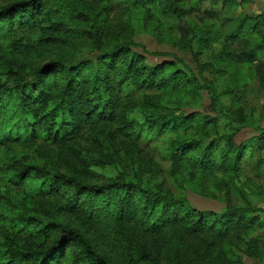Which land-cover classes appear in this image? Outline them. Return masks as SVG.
<instances>
[{
	"label": "trees",
	"instance_id": "1",
	"mask_svg": "<svg viewBox=\"0 0 264 264\" xmlns=\"http://www.w3.org/2000/svg\"><path fill=\"white\" fill-rule=\"evenodd\" d=\"M199 5L0 0V264H139L152 257L139 241L159 238L172 243L168 264H244L236 251L250 258L264 251V237L250 238L256 229L264 232V209L234 183L264 151V109L257 107L263 94L255 86L261 77L253 64L264 63V18L244 17L230 34L248 41L246 61L229 53L205 62L211 46L230 38L216 24L190 21ZM183 22L188 37L180 33ZM138 33L189 52L197 72L177 56L148 67ZM52 46L71 54L38 68L20 58ZM84 53L91 58L81 60ZM203 93L212 115L180 111ZM239 107L245 121L238 128L259 136L235 153ZM168 114L173 127L162 123ZM158 142L159 152L152 148ZM122 157L131 176L90 182L92 168L115 166ZM161 161L175 173L192 167L212 178L222 175L226 213L198 212L184 195L164 188L156 178ZM257 165L260 170L264 158ZM94 223L115 231L122 261L95 248L84 231ZM193 239L204 248L190 255L181 243Z\"/></svg>",
	"mask_w": 264,
	"mask_h": 264
},
{
	"label": "rangeland",
	"instance_id": "2",
	"mask_svg": "<svg viewBox=\"0 0 264 264\" xmlns=\"http://www.w3.org/2000/svg\"><path fill=\"white\" fill-rule=\"evenodd\" d=\"M190 6L196 2H200L198 13L191 17V22L197 23L200 26L207 27L216 24L222 30L225 29L229 40L217 41L208 50L209 58L205 57L204 61H210L211 57H225L227 54H232L233 58L238 63L246 61L248 56L246 51L248 50V41L246 39L235 41L230 37V34L236 31L239 23L244 17L255 18L259 15H263L264 18V0H186ZM8 1H5L7 3ZM217 27V28H218ZM189 26L187 22L180 24V33L183 36H189ZM160 33L165 34L166 30H161ZM223 33V32H222ZM202 38V37H201ZM203 37L201 40H204ZM136 41L146 48L148 54L145 56L147 59L148 67L152 68L158 66L164 62H174L173 56L185 60L194 71L197 72V66L191 57L189 52L181 51L180 49H174L170 46L158 44L157 41L150 35L138 33ZM200 41V40H199ZM199 41H197V47H199ZM203 44V41L201 42ZM229 44L230 50H227ZM136 52L143 53L141 49H137ZM71 54L65 46H52L44 47L40 51L30 52L26 55L21 56L24 61L28 62L34 68L41 67L46 63L54 60L67 57ZM91 55L84 53L80 59H90ZM214 58V57H213ZM234 60V59H233ZM255 69L257 74L260 75L261 79L257 80L255 86H258L262 90V97L257 102V107L264 109V63L254 59ZM254 68V67H253ZM211 101L207 93H203L201 99L194 101L192 104L187 103L180 110L182 113L191 114L194 112H201L207 115H212L210 108ZM173 114H168L162 123L168 122L170 127H173L174 120L172 119ZM234 123L237 126V132L233 139L234 152H237V147L240 146L246 139L259 136L252 128H238L239 125L245 121V112L243 107H239L233 117ZM264 129V123L262 124ZM170 137V136H168ZM152 145V148L159 152L162 148V142H158ZM152 150V151H154ZM261 158H264V151L257 154V156L247 163L244 169V173L237 176L234 183L237 187L243 189L249 194L251 202L258 208L264 209V165L260 170L257 167L260 163ZM158 159V158H157ZM161 167L163 172L156 176L157 181H163L164 188L170 190L173 194L184 195L192 209L198 212L204 213H215L217 215H223L227 211V189L224 183L225 179L223 176L212 178L207 175H203L194 168L183 167L177 173L171 168V164L168 161H161ZM161 171V170H160ZM93 174L90 177V182L101 183L110 180L118 181L123 174L131 176L126 164L124 163V157L121 162L115 166H108L106 168H92ZM205 174V173H204ZM133 177V176H132ZM156 180V179H155ZM154 180V181H155ZM234 204L239 205L240 203L234 199ZM1 206V203H0ZM2 207H0L1 209ZM61 220L68 223L71 227L79 226V223L72 217H61ZM2 222H0L1 226ZM88 233L89 239L92 241L95 248L117 261L121 259V248L120 243L116 236H114V230H111L106 225H99L94 223L91 225V229H84ZM257 237H264V232L255 230L254 235L250 238L251 240ZM157 242V246L155 243ZM144 248H147V252H152V257L148 260L139 264H168L169 259L172 255L170 253V245L172 243L168 241L166 243L163 238H159L157 241H149L141 239L139 241ZM183 244V250L186 249L190 255L197 254L199 247L204 243L200 239L188 240ZM201 247V249H202ZM244 246L241 245V249ZM259 248L262 249L259 244ZM141 250V249H140ZM149 250V251H148ZM241 256L244 264H264V251L261 250V254L255 258H250L240 251H236ZM154 254V255H153ZM157 257V258H156ZM194 258V257H193Z\"/></svg>",
	"mask_w": 264,
	"mask_h": 264
}]
</instances>
